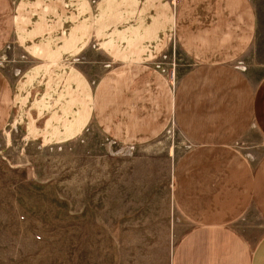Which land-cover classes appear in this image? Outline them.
<instances>
[{
    "label": "crops",
    "instance_id": "1",
    "mask_svg": "<svg viewBox=\"0 0 264 264\" xmlns=\"http://www.w3.org/2000/svg\"><path fill=\"white\" fill-rule=\"evenodd\" d=\"M263 11L255 0H0V56L11 43L26 59H12L18 72L0 63V132L59 144L93 126L136 146L173 122L187 144L170 196L188 226L166 264H264V72L238 65ZM172 40L189 63L174 79L156 62ZM94 51L102 64L81 60ZM253 134L246 153L237 143ZM154 210L169 227L168 205ZM252 215L248 234L239 225Z\"/></svg>",
    "mask_w": 264,
    "mask_h": 264
},
{
    "label": "rangeland",
    "instance_id": "2",
    "mask_svg": "<svg viewBox=\"0 0 264 264\" xmlns=\"http://www.w3.org/2000/svg\"><path fill=\"white\" fill-rule=\"evenodd\" d=\"M255 1L262 12L264 0ZM86 54L81 60L102 64L96 51ZM13 58L26 60L8 43L0 63L18 72ZM156 62L171 79L189 65L173 40ZM238 65L253 77L264 72V16ZM256 138L237 144L249 153ZM186 144L173 122L157 139L136 146L118 145L93 126L59 144L24 138L15 129L0 132V264H166L188 226L169 189ZM165 203L169 227L151 217ZM256 220L252 215L248 227L244 221L239 227L251 234Z\"/></svg>",
    "mask_w": 264,
    "mask_h": 264
},
{
    "label": "built area",
    "instance_id": "3",
    "mask_svg": "<svg viewBox=\"0 0 264 264\" xmlns=\"http://www.w3.org/2000/svg\"><path fill=\"white\" fill-rule=\"evenodd\" d=\"M173 4H176L179 0H170ZM158 65V64H157ZM159 66V65H158ZM160 67V66H159ZM161 68V67H160Z\"/></svg>",
    "mask_w": 264,
    "mask_h": 264
}]
</instances>
